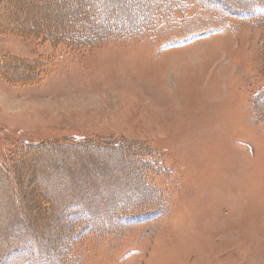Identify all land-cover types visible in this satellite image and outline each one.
<instances>
[{
	"label": "rangeland",
	"instance_id": "1",
	"mask_svg": "<svg viewBox=\"0 0 264 264\" xmlns=\"http://www.w3.org/2000/svg\"><path fill=\"white\" fill-rule=\"evenodd\" d=\"M61 1L0 0L3 223L17 214L11 188L32 234L84 216L71 264H264V18L197 11L171 37L74 49L61 34H81L71 24L104 0Z\"/></svg>",
	"mask_w": 264,
	"mask_h": 264
},
{
	"label": "trees",
	"instance_id": "2",
	"mask_svg": "<svg viewBox=\"0 0 264 264\" xmlns=\"http://www.w3.org/2000/svg\"><path fill=\"white\" fill-rule=\"evenodd\" d=\"M67 1L75 3L79 0H74L75 2L73 0ZM107 1L104 0L101 6L91 4L85 7L83 9L85 13L82 12L83 17L80 23L71 24V26L74 25L80 28L81 34L69 33L64 36L61 34V42L75 49L77 47L92 48L99 44L119 40L155 38L162 35H170L171 37L170 33L174 29H181L185 23H193L197 11L200 12V15L203 13L212 14L214 21L217 19V16L221 18L220 20L239 19L252 23L264 18V0H112L111 3H109L111 0ZM59 2L63 3L64 1L59 0ZM98 3L97 1L96 4ZM191 9L194 12L191 13ZM103 15H106L107 18H104V20H107L102 21L100 19V16ZM209 18L211 17L208 16L207 19ZM231 26H234V24ZM84 29L86 32H83ZM25 31V33H29L33 30L30 28ZM187 37L189 36H183L181 40ZM259 49L262 67H264V45L259 47ZM28 73L26 76V81L28 82H35L42 76L40 68L35 65L33 66V64L29 66ZM253 105L255 106L257 117L260 118L264 112V83L262 84L260 93L255 97ZM77 139L79 138L77 137L73 140V145L81 142ZM140 160L143 163L144 170L155 172L151 168L158 169L148 161L149 159L138 158L139 163ZM97 178L100 179V177ZM10 191L13 192L15 198L13 202L17 214L12 215L10 219L11 224H6L3 222L8 219L9 215L6 212H2L0 219V264H5L10 254H14L22 259L19 264L35 262V256H38L37 261L42 263L44 261L43 256L50 253L53 255L50 256L48 262L46 260L43 264H55V262L59 264H71V262H74L75 257L79 254L78 247L83 246L84 240L86 241L90 234L87 233V227H84L87 224V221L83 218L84 216H79L75 220L70 221L68 224L70 230H64L59 226V228L55 229L56 235L51 230H47L43 235L40 233L32 234L30 231L35 230L34 224L25 223L23 226L26 227L27 231L23 229V226L18 227L17 223L23 224L26 221L27 212L23 211L24 205L20 194L11 188ZM55 200H58V198H55ZM63 200L58 201L61 202L60 207H63ZM107 214L111 215L110 212H107ZM20 216L22 219H20ZM32 217H34L33 214ZM38 225L42 224L39 222ZM41 229L43 230V228ZM4 234H14L15 237L3 240L2 236ZM40 236L43 237V243L38 244L35 240L42 238ZM60 236L65 239L64 243H62V248L60 244L55 242ZM24 249L26 251L21 253ZM59 249L61 252L57 256L56 251ZM59 255L62 257H59Z\"/></svg>",
	"mask_w": 264,
	"mask_h": 264
}]
</instances>
